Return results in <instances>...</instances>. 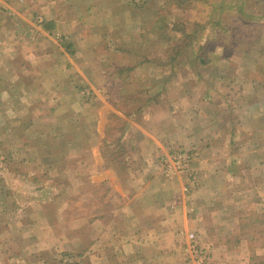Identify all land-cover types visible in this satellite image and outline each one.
Here are the masks:
<instances>
[{
	"label": "crops",
	"instance_id": "obj_1",
	"mask_svg": "<svg viewBox=\"0 0 264 264\" xmlns=\"http://www.w3.org/2000/svg\"><path fill=\"white\" fill-rule=\"evenodd\" d=\"M222 1L225 2V0ZM132 2L133 0H118L119 6L115 7L108 2L102 3L104 11L98 17L99 22L101 21L100 24L91 22L96 17L95 13H92L91 9L88 8L85 12L86 15L81 19L80 26H84L88 34L90 30V33L93 32L94 35L100 36L102 42L106 39L104 35L108 34L110 29L109 34H115L122 43V46L117 48L118 51L130 50L132 55L134 51L138 52V50L147 52L152 43H143L142 45H147L149 48L144 49V47L134 43V40L142 39L141 37L145 39L152 34L160 11L168 9L165 7V4L168 3L167 1L164 2V6L157 7V9L151 7V9L146 8L137 12L132 9ZM0 3L8 6L4 0H1ZM238 3H241L239 4L242 6L240 12L245 18L264 19V13L256 15L257 12L246 10V4L249 2L238 0ZM49 6L52 8V3ZM8 11H0L1 35L4 36L5 33L11 32L9 29L13 19L15 20L16 32L23 28L25 33H28L29 28L23 26L24 23H28L27 10L18 9L11 13V9L8 8ZM209 11L207 13L211 14V17L208 18L207 16L205 20L208 18L210 21V24L207 25L210 27V31H200L199 39L196 38L194 43L189 44L184 51V54L188 52L195 56L194 64L198 69L197 74L188 75V80L185 75H180V72L171 74L172 64L174 67L181 64L179 58L173 63L170 62L169 57L166 59L158 57L145 62L142 60L139 70L147 72L146 77L144 75L138 77L134 74H120L118 71H122V68L128 64L127 62L108 59L106 55L104 58H100L103 69L97 68L95 74H100L102 78H105L102 79L104 82L111 81L112 75H110V71L105 70V67L114 65L117 72L114 75L117 85L126 89L121 88L117 89L116 92H111L107 90L108 83H105L106 88L101 92L103 94L105 92L106 96L98 95L99 109L102 107L112 110L118 119L124 120L122 130L126 131V137H123L121 133L119 141L113 143V146L117 144L119 147L127 145L131 157L126 155L120 160L118 158L109 159L104 154V150L107 146L110 148L112 143L102 137L100 129L102 120H104L103 116L99 114L97 108H90L92 100H90V104L84 105L85 108L79 106V109H83L84 115L88 110H94L92 138H82L81 141L73 142L76 148L82 149V162L85 163L82 172H76V176H81L83 179L81 201L83 202V212H85L83 215L84 224L91 228L90 224L93 222L92 229L89 231V239L90 243L94 242V246L91 247L90 245L87 254L84 252L87 249L82 250L83 259L87 258L88 264H182L180 253L182 233L194 232L201 240L208 239V237L211 240L215 239L214 234L217 232H215L216 228L212 229V226L220 224L217 214L221 208L218 203L224 189H228L227 187L232 182L228 179L229 176L222 164L224 161L231 160L228 154L230 150L227 149V146L230 147L233 142H238L241 143L245 152V146H247L245 142L249 141V138L246 139V135H250V131L258 126L259 122L251 123L252 117L249 115L255 114L252 112V107L260 109V106L264 105L261 86L256 83L254 78L257 75L259 80L255 66L263 65L264 60L259 57L261 50L256 47L257 41L251 44L250 39L245 42V46H241V44H232L229 37L226 41L217 36L218 29H223V27L216 28L214 25L215 20L213 18L219 14V10L217 7H211ZM186 16L187 14L184 17ZM197 16L201 20L204 19L202 14ZM5 18H9V20H5ZM44 18L49 20L47 23L51 29L53 26H61V28L69 31L76 25L62 26L61 21L64 20V17L57 12H52L49 8H46ZM83 19L85 20L83 21ZM186 19L188 22V17ZM199 26L203 27V25ZM148 27L150 29H147ZM163 30L162 33H164ZM48 31L50 30L35 27V36L31 38V41L20 43V45H17L18 42L14 39L10 43H6L0 38L5 46V53L3 54L1 51V59L5 60L6 57L9 59L7 60L8 64L1 63V67L5 68L7 72L12 70L10 67L14 61L12 59L16 58L15 54L10 52L19 50L23 56L20 59V65H16L15 61L13 62V70L19 67L20 76L14 77L15 79L11 78L12 71L4 91V94L7 93L9 98H14L15 107L9 111L10 114H28L34 111L37 113L39 111L37 106H42V97L45 96V99L51 102L55 96L50 97V95L55 93L59 95L62 91L70 90L72 86L78 85V82L89 84L92 79L90 67H83L82 61L78 58V55L86 50V47L89 48L85 44L84 47L80 46L86 40L81 37V41L74 44L76 57H74L75 55L68 56L62 49H59L56 39ZM69 32L73 34L74 31L70 30ZM221 33L224 34L222 30ZM261 43L260 41L258 45L261 46ZM98 44H101L100 39ZM165 44H167V40L162 38V44L159 45V48L165 49ZM235 48L242 49V53L245 50V54L241 55L240 59L243 58L246 61V68L248 67V72L244 73L246 77H243L245 85L248 86H243L241 92L239 89L236 91L234 86L239 84L242 76L237 73V70L233 73L229 72L232 63L236 65V62L230 57ZM27 49H33L34 53L27 52ZM216 52H219V58L213 54ZM90 54H87L86 57L89 55L88 58L93 60ZM257 54H259L258 57H256ZM249 59L251 63L248 62ZM192 62L190 60L187 64L191 65ZM149 65L156 67L157 71H161V69L162 71L154 73ZM165 68H168L167 73L163 71ZM260 76L264 77L263 75ZM27 78L34 80V84L26 86ZM158 80H160L159 89L155 90L152 83ZM124 81L130 82L129 85L124 84ZM140 82L149 83L145 85L147 86L145 89H138L141 90L139 95L142 96L143 102L136 104L132 110L124 113L119 104L122 106L121 102L127 96H135L137 91L133 89V85L139 84L140 86ZM254 83L259 88L254 87ZM27 87H31L30 90ZM32 91L36 94L39 93V98L35 97L31 103H28L27 98H31L30 92ZM251 96L258 98L260 106L258 104L249 106L248 102L246 104L249 106L248 110L242 111L243 114L246 113L247 120H230L229 113L236 110L233 105L234 98L241 97L242 100H247ZM79 112L77 111V113ZM255 115L257 117V114ZM71 117L74 118L75 115L68 118L67 129H69L68 124L75 125ZM258 117L255 121H264L263 114ZM177 145L190 146L199 152V160L194 165L198 182L189 196L182 192L183 185L186 184L184 179L167 180L161 175L158 166L160 157L167 153L170 147ZM75 158L78 157L75 155ZM127 160L128 164L126 163ZM117 161L125 164L126 179L124 181L121 180L122 175L119 176L120 174L116 171ZM221 177L225 178L227 183L223 182ZM34 190L39 192L41 189L35 187ZM39 202H37L38 206L40 205ZM86 212H92L93 215H88ZM28 225L30 223L27 224L23 219H20L18 227H16L18 235L10 236L9 240L12 243L17 241L26 245L31 242L42 243L43 241L34 240L36 233L30 229L31 225ZM220 241L218 239V246L213 247L212 264H221L220 252H223L222 255L229 252L221 251L224 246L221 247L220 243L224 242ZM36 249L34 245L30 250L28 248L22 249L18 254L24 259L28 258V253L34 254L36 257L41 253H37Z\"/></svg>",
	"mask_w": 264,
	"mask_h": 264
},
{
	"label": "rangeland",
	"instance_id": "obj_2",
	"mask_svg": "<svg viewBox=\"0 0 264 264\" xmlns=\"http://www.w3.org/2000/svg\"><path fill=\"white\" fill-rule=\"evenodd\" d=\"M4 1L8 6H4L0 3V11L6 12L8 8L11 9V13L13 10L17 11L18 9L27 10L26 14L28 15L26 17L28 23H24L23 26L29 28L27 30L29 31L28 33H25L23 28L16 32L15 20L13 19L9 29L11 32L5 33L4 36L0 33V38H2L4 42L10 43L14 39L18 42L17 45H20V43L31 41V38L35 36V27L47 30L45 24H48L47 22L49 20H46L44 17L46 8H49L52 12H57L60 16L64 17V20L61 21L62 26H67V24L73 26L76 24V27L70 28V30L74 31L73 34L69 32L70 30L66 31L61 28V26H53L52 29L49 27L50 31H48V33L52 34V37L56 39L59 49H62L68 56L75 55L74 57H76V53L70 55L65 50L64 45L70 43L74 46L77 41H81V37L86 40V42L80 44V46L82 45L81 47H84L83 45L85 44L89 48L86 47V50L84 49L85 51L78 55V58L82 61L83 67H90L92 79L89 84L78 82V85L72 86L70 90L62 91L59 95L56 93L50 95V97L55 96L54 99H51V102L46 100L45 96L42 97V106H37V110L39 109L37 113L34 111L28 114H10L9 111L15 107L13 102L14 98H9L7 93L4 94V91L6 90V85L9 83L10 77L15 79L14 77L20 76L18 71L19 67L13 70V62L15 61L16 65H20V59H22L23 56L19 50L10 52L14 53L16 58H13L12 60L14 61L11 63L12 65L10 64L12 70L7 72L5 68L1 67V63L8 64L7 60L9 59L7 57L5 60L1 59V51L3 54L5 53V46L0 41V264H88L87 258L85 260L83 259L84 253L82 254V250L84 251L87 249L84 251L87 254L90 245L91 247L94 246V242L90 243L89 239V231L92 229L93 222L90 224L91 228L84 224L83 215L85 212H83V202L81 201L83 197L81 191L83 179L81 176H76V172H82L85 163L84 161L82 162V149L76 148L73 142L78 140L81 141L82 138H92L91 135L93 132L91 130L94 124V110H88L84 115L83 109H79V106L84 107V105L90 104V100H92L90 108H97L99 114L103 116L104 120H102L100 129L102 131V137L104 140L112 143V146H109L110 148H107V146L104 150V154L107 155L109 159L118 158L120 160L124 156L127 155L129 157L130 155L127 145L123 147H119V144L113 146V143L119 141L121 133L123 137H126V131L122 130L124 120L118 119L112 110H107V108L102 107L99 109V104L97 102L99 101L98 95L102 96L106 94L105 92L104 94L101 92V90H105L106 88L105 83H108L107 90L111 92L118 89L114 76L117 73L114 65L105 67V70H107V72L110 71V75H112L111 81L104 82L102 79L105 78H102L100 74H95L97 68L103 69L100 64V58H104V55H106L108 59L118 60V62H127L128 64L124 67H130L133 71H125V75L134 74L138 77L142 75L146 77L147 72L139 70L142 60L145 62L148 61V59H156L158 57H164V59L167 57L170 59L178 57L181 64L175 68L172 66L171 74L180 72V75H185L188 80V75L197 74L198 69L194 64L195 56L188 52L184 54L186 50L184 48L182 51V48L186 44V46H188L192 40V43H194L195 36L199 39V30L203 32L210 31V27L207 26L210 24V21L208 18L205 20V18L207 17V12H210L209 9L211 7H217L219 10V14H216L215 18H213L215 20V25L225 29L222 30L224 34L220 37L226 41L229 37L232 44L236 42L234 45L241 44V46H245V42L250 39L251 44L254 42L256 43V41L260 43L261 41V46L256 43V47L261 50L259 57H262L263 60L264 19L257 20L254 18H245L237 9V4H240L238 0H225L226 3L222 0H187L180 3L178 7L181 8L178 9L173 8L172 4H174L175 0H133L132 9L137 12L143 11L146 8L151 9V7L154 9L160 6L163 7L166 1L168 4H165V7H168V9H164L159 13L165 17V19H162V23L165 26L157 21L156 26L152 29L155 30V32H152V34L145 39L141 37L142 39L134 40V43L144 47V49L149 48H147V45H142L143 43H152L151 47L149 44L150 49L147 50V52H143L142 50L135 52L133 50L134 53L132 55L130 50H117L118 47L120 48L122 46V43H120V40H118L115 34H109L110 29L108 30V34L104 35L106 39L102 42L100 36L94 35L93 32L90 33V30L88 34L86 32L87 29L84 28V26H80L81 19L86 15L85 12L88 8L91 9L90 11L92 13H95L96 17L94 20H91V22L100 24L101 21L99 22L98 17L101 16L100 13L104 11L103 5L101 4L108 2L115 7L119 6L118 0ZM243 1L249 2L246 4L247 11L257 12L255 13L256 15L264 13V0ZM51 3L54 9L53 7L50 8L51 6L49 5ZM134 5L136 8L133 7ZM186 14L187 16L184 17ZM201 14L204 16L203 20L197 16ZM176 17H178L177 19L184 17L183 20L188 17L189 23H187V26L186 24L182 25L180 22L177 23L178 20ZM67 18L69 19L67 20ZM5 20H9V18H5ZM84 20L85 19H83V21ZM199 25H203V27ZM144 27L147 26L144 25ZM163 28H167L169 32L166 38L167 44H165V49L161 50L159 45L162 44V39L159 38V33ZM187 28L190 29V32L196 30V35L194 32L192 33L193 35L189 37L185 35ZM95 29L97 30V27H95ZM147 29L150 28L148 27ZM99 39L101 41L100 45L98 44ZM27 52L34 53V50L27 49ZM244 52L245 50L242 53V49L235 48L230 54V57L236 62V65L232 63L229 72L233 73L237 70V73L242 76L239 84L234 86V89H236V91L239 89L240 92L243 86H248L245 85L243 78L246 75L244 73L248 72V67L246 68V61L243 58L240 59L241 55L245 54ZM87 54L92 55L93 60L88 58L89 55L86 57ZM213 54L216 58L220 57L219 52ZM258 55L259 54H257L256 57H258ZM190 60L193 61L191 65L187 64ZM248 62L251 63L250 59ZM151 67L154 73H160L162 71V69L161 71H157L154 66ZM256 68L259 74V80L257 79V75H255L254 78L256 79V83L261 86V91L264 95V77L260 76H264V63L263 65L255 66V69ZM167 70L168 68H165L163 71L167 73ZM214 72L216 73L217 71ZM7 79L9 80L7 81ZM159 81L160 80L152 83L155 90L159 89ZM256 83L253 84L254 87L259 88ZM25 84L26 86H30L34 84V80L27 78ZM140 84V86L139 84L136 86L133 85V89L137 91L134 94L135 96L136 94L140 96L139 93L141 90L138 89H145L147 87L145 85L149 83L140 82ZM30 88L31 87H27L28 90H30ZM251 93L254 96L252 91ZM35 94L34 91L30 92L32 96L30 99L27 98L28 103H31L32 99L34 100L35 97H37V99L39 98V93ZM253 96L247 100H242L241 97L234 98L233 105L236 110L229 113L230 120H247L248 117L246 113L243 114L242 111L245 110L246 112L249 106H254L255 104L259 105L258 98H254ZM136 98L139 100L138 103H142L139 97ZM262 100L264 101V99ZM248 102L250 104L249 106L246 105ZM121 103L122 106L119 104L121 107L120 109L123 110L126 108L124 104L125 101L123 100ZM77 111L80 112L77 113ZM252 112L257 114V117L255 114H250L249 117H252L251 123H259L256 128L250 131V135H246V139L249 138V141L247 140L245 142V145H247L245 146V152L241 143L233 142L230 144V147L227 146V149L230 150L228 154L230 155L229 159H231V162L224 161L222 167L228 174V179L232 182L227 187L228 189H224V193H222L221 200L218 203L221 208V211L217 214L220 224L212 226V229L216 228L215 232H217L214 234L215 237L213 236L215 239L211 240L206 235L208 239L204 238V240H201L194 232L182 233V241L180 244L182 264H186L187 260V242L185 240V235L189 233H194L196 235L197 243L200 247L207 248L210 264H212L213 247L218 246V239L221 240L220 242H224L220 243L221 247L224 246L221 251H229L224 255H222L223 252H220V258L223 260H221V264H264V121H255L256 118H259L258 116H262V114V118L264 119V105L260 106V109L252 107ZM71 115H75L74 118L71 117L75 125L73 124L74 126H71L68 124L69 129H67V120ZM122 116L124 117L123 114ZM236 130H238V128ZM87 131H89L88 137L86 136ZM180 148L186 150L191 149L197 152V157L195 160L193 159L192 164L195 183H189L190 181L183 174L165 176L164 173L160 171L162 170L160 159L158 166L161 175L167 180L184 179L186 184L183 185V189L187 187V192L184 193L183 189L182 192L189 196L198 182L194 165L197 163V160H199V152L190 146L177 145L175 147H170L167 153L161 157L172 155L173 151H178ZM75 155L78 158H75ZM126 163L128 164V160ZM116 165L117 170L114 169L120 174L119 176L122 175L121 180L124 181L126 179V174L124 172L125 164L117 161ZM221 178L223 182L227 183L225 178ZM35 187H40L41 190L35 192ZM224 187L226 186L224 185ZM38 201H40L39 206L37 205ZM68 207L69 209H67ZM86 213L91 216L93 215L92 212ZM20 219H23L27 224L30 223V229L36 233V238H34V240L43 241L42 243L31 242L29 245H26L25 243H19L17 241L12 243V241L9 240L10 236L13 237L18 235L16 227H18ZM206 234L208 233L206 232ZM34 245L35 248H37L36 252H41L39 255L34 257V254L28 253V258L24 259L22 256L20 257L18 252L26 248L30 250Z\"/></svg>",
	"mask_w": 264,
	"mask_h": 264
},
{
	"label": "built area",
	"instance_id": "obj_3",
	"mask_svg": "<svg viewBox=\"0 0 264 264\" xmlns=\"http://www.w3.org/2000/svg\"><path fill=\"white\" fill-rule=\"evenodd\" d=\"M197 157V152L193 150L179 149L173 151L172 155L160 157L162 172L165 176L185 175L190 181L195 183V176L192 168L193 159ZM184 187L183 192H187ZM187 245L186 264H210L209 252L207 248L198 245L196 235L189 233L185 235Z\"/></svg>",
	"mask_w": 264,
	"mask_h": 264
},
{
	"label": "trees",
	"instance_id": "obj_4",
	"mask_svg": "<svg viewBox=\"0 0 264 264\" xmlns=\"http://www.w3.org/2000/svg\"><path fill=\"white\" fill-rule=\"evenodd\" d=\"M172 1H174V0H172ZM184 2V0H175V2H174V4H172L173 5V8L174 9H178V8H180V7H178L179 5H180V3H183ZM241 4V3H240ZM134 8H136V6L134 5L133 6ZM237 9L239 10V11H241V9H242V6L241 5H238L237 4ZM207 16H208V18H210L211 17V14H208L207 13ZM184 18V17H183ZM183 18H181V19H177L178 21H177V23L178 22H180L182 25H185L186 24V26H187V23L189 22H187V19H185V20H183ZM160 19V20H159ZM162 19H165V17L164 16H162V15H158V18H157V20H156V23H157V21L160 23H162ZM176 23V22H175ZM163 24V23H162ZM46 26V28L47 29H49V24H45ZM215 25V24H214ZM156 26V25H155ZM154 26V27H155ZM163 26H165L164 24H163ZM215 27L216 28H218L216 25H215ZM45 28V29H46ZM164 30V33H162V31H160V33H159V38L160 39H162V38H167V34H168V32L169 31H167V28H163ZM190 29L189 28H187V31H185V35H187L188 37L190 36V35H193L192 33L194 32H196V30H194V31H192V32H190L189 31ZM220 30V31H219ZM221 30H224V29H218V33L216 34L217 36H221L222 35V33H221ZM202 32V30H199V32ZM152 32H155V30H152ZM200 34V33H199ZM195 35H196V33H195ZM197 37L195 36V38L194 39H196ZM221 38V37H220ZM192 42H193V40L190 42V44H192ZM236 43V42H235ZM66 44V43H65ZM187 45V44H186ZM184 46L183 48H182V51H183V49L184 48H186L187 46ZM249 46V48H250V44L248 45ZM64 48H65V50L70 54V55H73L75 52H74V48H73V45L72 44H70V43H68V45H64ZM134 53V52H133ZM180 57V56H179ZM178 57H176V58H174V59H170V62L171 63H173V62H175L176 61V59H177ZM149 60V59H148ZM172 66H173V64H172ZM171 66V67H172ZM174 67V66H173ZM125 67H123L122 68V71H118L120 74H125L126 72L125 71H127V72H129V71H133V69L132 68H130V67H126L125 69H124ZM175 68V67H174ZM129 83L130 82H125L124 81V84H126V85H129ZM117 88L119 89V88H124L123 86H119V85H117ZM116 88V89H117ZM114 92H116V91H114ZM113 94V93H112ZM115 95V94H114ZM114 95H113V98H114ZM136 97H139L140 99H141V101L143 100V98H142V96L140 95V96H135V99L133 100V98L134 97H131V96H127V98L124 100L125 101V107L126 108H124L122 111L124 112V113H127V112H129V110H132V108H134V106H136V104H141V103H138V98H136ZM143 102V101H142Z\"/></svg>",
	"mask_w": 264,
	"mask_h": 264
}]
</instances>
